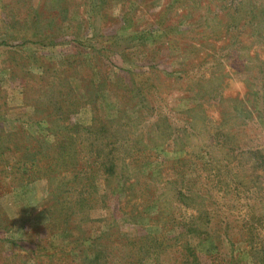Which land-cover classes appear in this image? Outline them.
<instances>
[{
  "label": "rangeland",
  "instance_id": "obj_1",
  "mask_svg": "<svg viewBox=\"0 0 264 264\" xmlns=\"http://www.w3.org/2000/svg\"><path fill=\"white\" fill-rule=\"evenodd\" d=\"M39 141L86 163L79 207ZM150 235L172 249L113 244ZM182 242L264 264V0H0V264H171Z\"/></svg>",
  "mask_w": 264,
  "mask_h": 264
},
{
  "label": "trees",
  "instance_id": "obj_2",
  "mask_svg": "<svg viewBox=\"0 0 264 264\" xmlns=\"http://www.w3.org/2000/svg\"><path fill=\"white\" fill-rule=\"evenodd\" d=\"M63 87V86H62ZM66 88V86H64ZM63 87V88H64ZM61 93V92H59ZM60 112H63L62 111V108H60ZM44 118L46 117H50V116H43ZM39 122H42V120H40ZM47 131V129H46ZM14 133H7V136H13ZM36 144V148L38 149V152L35 154V155H40L41 154V160L44 161V164L43 167H45V169L47 170V172L49 171H52V173L55 175V176H58V178L61 177V180H66V179H69V181L66 180V184L64 185V187L67 185H69V182L72 184V183H75V185L72 187V186H68V189L70 190L69 192V195L73 194L76 196V201H75V207H79L81 205V195H82V191L84 190L85 188V185H80L79 186V180L80 178L86 174H84V171L86 170V168H88L86 166V163L83 162V164L79 165V164H70L69 168H67V164H66V158L67 157H62V155L64 153L62 152H57L56 155L52 158H48V156L46 155V152L43 153V150H46L43 146V143L42 142H35ZM104 145H106V142L104 143ZM3 150L9 152L10 150H8V148H2ZM100 153L101 151H99V155H98V158L99 159H103V158H100ZM24 157L21 164L19 165V167L16 169L15 173L18 175V178H22L24 177L23 176V173H30V169L32 168V165L30 167V165L27 164V159L30 160L31 158V155H28L26 156L25 154L22 156ZM40 160V161H41ZM49 160V162H48ZM103 159V162L104 163H107L106 165H100L101 167H103V173H106L108 175H112L114 170H113V166H111L109 163L110 160H107ZM31 162H33V159L31 158ZM102 163V162H100ZM33 164V163H32ZM22 169L24 172H22ZM45 170V171H46ZM56 170V171H54ZM66 175H70L66 177ZM28 177V176H27ZM85 178V177H84ZM61 180L58 181V183L60 184ZM86 180V179H85ZM145 188L142 190V192L140 193L139 197L140 198H144L148 191H149V188H147L146 186H144ZM67 189V188H65ZM124 192H121L119 194L122 195ZM126 200V199H124ZM126 203L125 201H122V200H119L117 202V205L118 206V210L120 213H123L122 215L126 214L127 211H125V208H126ZM185 233L184 234H188V235H196V237H198L199 240L203 241L206 239V237H201L202 234H197L196 233V228H192L191 226L188 228L186 226L185 228ZM183 232H180L179 235L177 234L176 236H173L171 237V240L173 239V241L177 242V240H180L179 237H183ZM206 234V233H205ZM125 236V235H124ZM114 238L113 240V244H115L117 247L119 246V244H121V248H124V249H127L128 247H130V251L133 252V253H136V251H142V255H148V256H158L159 254H161L162 252H166L169 248L172 249V246L169 245L168 243V239L166 237H162V238H159V237H155L150 235V237H146L144 239H142V244L144 246L143 247H140V246H137L139 243L137 241L136 238H127L125 237L124 238ZM115 237V236H114ZM122 237V236H121ZM151 238H154V239H151ZM171 242V241H170ZM179 242V241H178ZM183 246V248H182ZM180 250H178V244L177 246L175 247L176 248V251H179V255L178 256H175V257H171L169 261H171V264H202L199 259H198V256L196 254V249H194V247L192 246H189L188 244H185V243H181V246H180ZM102 253H103V250H96L95 251V261H99L100 262V258L103 257L102 256ZM131 257L129 258V263L130 264H133L131 263ZM137 264H141V255L138 256L137 258ZM222 261L223 258L216 254V255H212V257L210 258L209 260V264H222ZM230 264V263H229Z\"/></svg>",
  "mask_w": 264,
  "mask_h": 264
}]
</instances>
